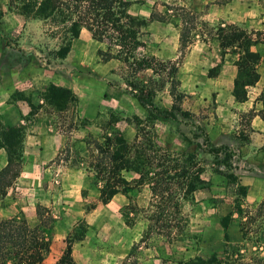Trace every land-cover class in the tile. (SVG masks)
Instances as JSON below:
<instances>
[{
    "label": "rangeland",
    "instance_id": "obj_1",
    "mask_svg": "<svg viewBox=\"0 0 264 264\" xmlns=\"http://www.w3.org/2000/svg\"><path fill=\"white\" fill-rule=\"evenodd\" d=\"M129 1V12L137 17L148 18L151 13L165 16V21L150 22L142 30L144 48L139 50L141 55L161 62L168 61L167 58L175 52L177 58L180 56L179 26L182 21L189 20L187 13L193 15L192 35L180 63L186 55L200 61L196 77L201 86L205 85L206 71L208 75L209 70L214 69L215 76L223 65H228L224 62L225 57H221L216 38L219 27L235 24L246 31L264 33V0ZM5 3L8 7L1 3L0 24H3L5 13H17L9 0ZM22 17L28 22L25 30L22 29L24 44L27 48L33 47L23 52L33 54L29 62L21 64L32 69V73L36 72L35 69L44 68L58 75L60 83L70 87L77 102L61 112L42 102L32 115L24 118V134L27 128L34 125L48 126L53 133L65 135L68 149L60 151L41 174L28 177L30 181L27 182L25 199L21 202L15 198L13 201H0V206L4 205L6 210L0 219L16 218L34 226L38 216H32L29 221V216L25 214L32 213L34 207H41L53 221L49 244L56 238L54 226L66 229L65 239L72 241L75 258L82 261L81 264H177L197 255H208L219 246L225 247L230 242L228 231L232 230V224L238 231L240 224L232 220L224 229L220 222L222 217L232 214L236 219L235 208L239 201L242 209L248 212L264 199V191L257 194V189L253 191L252 199H248L247 194H240L239 186L242 184L238 177H243L245 182L252 178L264 179V147L241 151L234 142L238 139L244 142L248 138L244 123L239 129L229 128L227 136L212 134L211 129L217 127L212 120L214 97L208 98L201 106L200 97L206 94L204 86L201 87L202 94H185L179 103L181 110L189 113L187 117L177 114L175 120L158 118L153 123H147L149 108L140 105L126 85L130 79L126 67L118 60L102 62L97 50L104 49V46L94 41L88 31L83 29L79 37L71 42L66 57L59 59L55 57V50L64 41L59 27L48 21ZM13 25V22L11 26L3 24L0 39L11 49L10 53L16 54L15 38L18 36ZM261 49L264 50V47L258 46L260 56ZM231 55V61H234L235 55ZM231 61L229 65L232 66ZM263 68L264 59L261 56L258 69ZM229 69L232 73L233 68L227 67L226 71ZM150 75L151 71L146 70L137 77L145 81ZM184 75L181 81L185 84ZM187 86L184 85L185 89ZM168 89L166 85L156 93V108L170 110L173 100ZM30 93L22 95L30 97ZM42 93L40 88L35 91L36 102V98H42ZM15 97L20 96L16 94ZM138 121L142 122L141 127L137 125ZM240 122H243L242 117H239ZM115 132L121 133L128 142L141 132V137L153 138L167 152L194 155L195 163H192L194 166L191 164L190 170L203 169L202 183L192 194L180 200L179 211L184 219L181 227L170 229L165 220H157L158 201L152 197L148 184H131L132 188L126 192L117 193L106 204L101 203V183H95L97 179L90 167L93 155H96L93 141L102 142L104 135ZM221 141H226L228 145L232 143L227 147L232 153L231 160L225 161L222 154L215 160L207 151L210 145H223L219 144ZM123 176L130 182L136 178L133 172H124ZM245 188L247 193L248 185ZM169 211L175 215L172 207ZM254 228L255 225L251 226L252 231ZM240 235L242 237L241 232ZM78 237L81 238L78 240ZM245 237L254 238L255 234L249 231ZM58 242L61 245V241ZM238 244L251 249L250 240H241ZM241 252L245 255L244 262H248L250 252L243 249ZM227 257L234 259L232 248L228 249Z\"/></svg>",
    "mask_w": 264,
    "mask_h": 264
},
{
    "label": "trees",
    "instance_id": "obj_2",
    "mask_svg": "<svg viewBox=\"0 0 264 264\" xmlns=\"http://www.w3.org/2000/svg\"><path fill=\"white\" fill-rule=\"evenodd\" d=\"M14 10L31 19L50 22L59 27L64 34V41L55 50V57L63 59L71 48V42L78 38L85 29L91 38L104 46L97 54L102 62L110 60L120 61L128 71L126 85L133 97L140 105L149 108L147 123L160 119H176L177 114L187 117L189 113L182 111L179 103L184 94L179 90L177 79L178 66L192 35V17L184 20L179 26V54L174 61L161 62L153 57L139 53L144 48L141 39L143 29L153 21H165V16L151 13L148 18L137 17L129 12V0H9ZM221 57L225 54L235 55L234 65L237 73L233 82L232 95L237 102L247 100V89L259 80L258 67L261 56L252 47L264 42V33L246 31L235 25L228 24L219 27L216 34ZM33 53H19L10 55L19 63L30 61ZM146 70L151 71L147 80H140L137 75ZM208 75L214 76V69ZM169 86L168 93L173 100L170 110H160L154 105L156 93ZM19 99L24 100L30 107V115L38 107L30 102V98L23 97L16 92ZM264 95V90H263ZM15 97V95H14ZM42 101L56 112L67 110L75 106L77 98L67 87L50 84L42 93ZM253 113H249L252 117ZM142 122L137 125L141 127ZM141 130V129H140ZM24 127L5 126L0 122V149L6 153V165L0 170V196L5 194L6 188L12 185L18 177L22 164V143ZM207 139V136H206ZM96 155L91 163V169L96 177L95 183H101L99 188L100 201L108 203L114 195L126 192L131 187L148 184L153 198H157L159 208L157 220L163 219L170 229L182 226L184 220L179 211L181 199L192 194L202 183V168L191 171L193 154H172L158 146L152 138L141 137L138 132L132 142L126 141L121 133L115 132L104 135L103 141H93ZM66 147L65 150H67ZM207 151L215 160L222 154L224 160L232 159V153L227 147L209 146ZM194 166V164H192ZM124 172H133L136 178L130 182ZM179 186V187H178ZM180 189L182 191H180ZM180 192H179V191ZM241 196L246 195V188L239 186ZM172 207L174 212L169 211ZM41 207L36 208L38 223L30 227L24 221L16 218L0 219V264H40L49 251V235L52 217ZM236 220L240 224L242 240L249 241L252 249L245 245L226 243L221 253H213L208 257H195L177 264H264V199L253 211H244L240 201L236 203ZM245 218V221L243 219ZM233 220L232 214L221 219L224 229ZM255 228L251 229V226ZM255 237L246 238L249 231ZM248 231V232H247ZM78 237L76 239H80ZM227 238V236H225ZM228 242V240H225ZM232 248L234 259H229L228 249ZM243 250L250 252V261L244 262ZM55 264H76L72 257V241L66 239V246Z\"/></svg>",
    "mask_w": 264,
    "mask_h": 264
},
{
    "label": "crops",
    "instance_id": "obj_3",
    "mask_svg": "<svg viewBox=\"0 0 264 264\" xmlns=\"http://www.w3.org/2000/svg\"><path fill=\"white\" fill-rule=\"evenodd\" d=\"M0 1L1 3L4 2V6L6 5L5 7H8V5L5 3L8 0ZM1 3L0 8L3 7ZM2 22L4 25L10 26L11 22H13V27L17 30L16 32L18 37H14L16 40L15 43L17 44V49L15 51L16 54L24 53L23 51L28 50V48L33 49V47L27 48V45L24 44L23 41L25 33L22 31V29L25 30V26L26 24H28V22L24 21L22 15L17 13H5ZM3 24H0L1 29L3 28ZM258 46L264 47V42L254 45L252 49L254 51L260 52L258 50ZM10 50L11 49L8 46L1 43L0 39V122L5 126L21 125L22 127H24L22 123L24 118L30 115V107L26 101L16 97L14 98L16 92L20 94L31 92L30 97L27 98H30V102L37 107L43 102L42 98H36L38 102H36L34 99L35 91L38 88H40L43 92L50 84L67 87L69 89L70 87L66 84H61L59 76L55 75L50 70L39 68L35 69V73H32V69L23 66L21 63L15 61L12 57H10V55H16L10 53ZM176 56L177 54L175 52L167 59L168 61H174L177 58ZM231 56V54L224 55V62H226V64L228 65H223L219 73L214 77L208 76L206 71L204 80L205 85L201 86L199 85L196 77L198 66L201 63L200 61L191 58V55H186L183 62L178 66L176 77L179 81V90L184 93V95H197L203 93L201 87L204 86V93L206 94L202 98L200 97V99H202L201 106L205 104V102H207L208 98L214 97V116L212 120L217 127H211L212 134L222 137L227 136L230 132L229 128L239 129L241 123H244L243 126H246L249 135L244 142L239 141V139L237 141L234 140L238 148L241 151H245V149L247 148H260L262 146L264 147V68L263 70L258 69L259 80L255 85L247 89V100L244 102H237L232 95L233 82L237 73V69H235L236 66L234 65V61H231ZM261 56L263 60L264 50L262 49ZM230 61L233 64L232 66L229 65ZM227 67L233 68L232 73L231 69H229L230 71H226ZM200 71L203 74V69H201V66ZM183 73H185V84L181 81V76L183 75ZM187 84L189 87L187 86ZM184 85L187 86L186 89ZM250 112L253 113L252 117H249ZM239 117H242L243 122L239 123ZM234 122H236V124H234ZM25 132L26 133L24 134L22 143L23 162L20 166L19 175L14 180L12 185L6 188L5 194L3 196H0V201H13V199L15 198L17 201L21 202L22 199H25V192H27L26 186L27 182L30 181V178L36 173L41 174V171L43 172L48 168L47 164L51 162L52 159L57 154H59L60 151H64L66 149L67 139L64 137L65 135H62L60 133H53L48 126L34 125L30 128H27ZM219 144H223L219 145V147L224 146L229 148L230 146H232V143H229L228 145L226 141H221V143ZM5 165L6 153L3 149H0V170ZM238 180L240 184H242V186L246 187L248 185L246 193L248 199H252V196L254 195L252 193L256 189L257 194L263 193L264 191V186L262 185L264 179L252 178L250 181L245 182L243 177H238ZM13 186L15 189L14 192ZM259 197L261 198L262 195H259ZM3 207L4 205L0 206V217L6 214V210ZM25 215L29 216L28 220L30 221L32 219V216L37 215L35 207L33 208L32 213H26ZM67 215H69V213H67ZM235 220L236 219L233 218V223L236 222ZM232 226V230L230 228V232L228 231L229 240L231 244H238L242 240V237L240 235V231H238V229H235L236 225L232 224ZM67 232L68 231H66V229H61L60 227L55 228V226L53 227V233L54 236L56 235V238L54 239V241H52L51 244H49V251L40 264H55L57 262L66 246L65 236L67 235ZM59 240L61 241V245L58 242ZM222 250L223 248L219 246L217 249L212 250L210 254L200 256L197 255V257L205 258L213 253L219 254L222 252ZM262 253L264 254V249ZM72 257L76 264L82 263V261H79L75 258V250L73 246ZM188 259H184L183 261H186Z\"/></svg>",
    "mask_w": 264,
    "mask_h": 264
}]
</instances>
